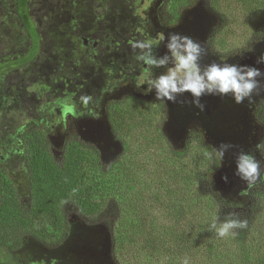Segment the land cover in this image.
I'll return each instance as SVG.
<instances>
[{
    "label": "rangeland",
    "instance_id": "rangeland-1",
    "mask_svg": "<svg viewBox=\"0 0 264 264\" xmlns=\"http://www.w3.org/2000/svg\"><path fill=\"white\" fill-rule=\"evenodd\" d=\"M173 4L174 0H29L31 27L40 34L33 30L29 37L14 13L15 0H0V167L9 171L23 202L30 198L29 178L26 163L17 160L15 152L33 121L41 122L37 127L45 132L56 159L63 158L70 139H79L97 150L106 168L123 151V138H118L109 120L111 102L143 110V128L149 126L151 132L144 138L142 128L132 129L138 136L130 137L131 151L124 157L130 164L123 170L127 173L112 169V181L118 185V196L125 199V209L105 205L94 219L81 216L69 205L70 230L63 243L49 248L33 239L24 240L21 249L5 251L2 264H182L185 257L190 264H218L229 253L236 257L233 264H245L236 252L238 247L264 228V205L251 202L264 183L260 149H264V4L252 8V0H217L214 6L212 0H190L182 9ZM173 33L194 41L201 37V67L215 62L258 68L257 89L239 104L231 93L204 94L199 97L201 109L190 92L177 94L175 101H161L155 88L147 90V82L137 86L148 77L138 59L141 50L133 45L163 34L164 40L154 46H162L164 54L170 55L166 45ZM82 37L96 39L98 44L85 45ZM35 39L40 40L35 59L5 70L14 59L18 57V63L31 52ZM165 70L153 67L152 77ZM44 82L51 86L44 89ZM69 90L75 94L70 96ZM61 105H70L62 118L58 115ZM131 114L136 117L131 112L126 118ZM159 125L174 148L188 152L190 164L199 162L203 146L213 149L212 153L222 144L230 146L212 174V186L230 202L225 218L235 214L252 220L247 222L251 227L235 230L239 239L218 237L208 230L212 216L206 219L199 213L174 224L176 229H186L191 240L187 249L173 239L168 203L171 189L179 188L178 194L182 190L170 176L177 166L172 165L174 155L167 154L158 137L156 145L151 139ZM143 152L148 153L147 159ZM241 152L260 161V175L253 183L236 174ZM193 185L197 191L208 189L206 182ZM196 221L203 227L193 224ZM212 243L215 250L209 254L205 246Z\"/></svg>",
    "mask_w": 264,
    "mask_h": 264
},
{
    "label": "trees",
    "instance_id": "trees-1",
    "mask_svg": "<svg viewBox=\"0 0 264 264\" xmlns=\"http://www.w3.org/2000/svg\"><path fill=\"white\" fill-rule=\"evenodd\" d=\"M189 1L174 0L173 6L182 9ZM212 1L214 6H217V0ZM252 1L255 4V6H251L252 8L258 7V4L260 6L264 4V0ZM18 4L17 10L20 11L21 7L22 12L19 15L25 24L29 37L32 35L33 30H35L37 36H40L38 30L31 27L29 0H18ZM262 17L261 19L264 22V16L262 15ZM32 44L31 52L26 54L20 62L18 61V66H24L35 59L37 47H40V40L35 39ZM12 64L7 67L10 68ZM48 83V85L45 82L42 83L44 89L51 86L50 82ZM74 94L75 92H73ZM52 105L51 107L54 108L55 106ZM143 105L142 103L139 104L140 107ZM131 112H135L136 120L132 114L129 119L126 118V115ZM108 114L115 134L118 138H123L121 139L123 151L115 163L108 168L102 164L96 149H92L79 140H70L64 148L63 158L58 160L52 154L43 130L33 127L24 132L23 145L15 152V156L17 160L26 163L25 171L29 178L30 198L27 202L21 200L9 171L0 167V264H2V256L5 251L21 249L24 240L33 239L35 242L49 248L63 243L66 234L70 230L69 205H73L76 212L81 216L94 219L98 217V212L105 205L114 204L116 210L126 208L123 203L125 199L123 198L122 201L117 194L118 185L112 181V169L117 167L122 172L125 168L126 171L128 170L127 167L130 164L124 161V157L127 152L131 151L130 139L134 135L138 136L137 133L131 132L132 129L139 130L142 128L143 131L140 135H143L144 138H148L151 132L149 126L143 128V122H145L143 110H136L134 106H127L121 102H111L108 107ZM131 121L133 123H129ZM154 128L151 139L155 145L156 137H158L161 147L164 145L167 154L175 157L172 165L177 166L173 172L171 171L170 176L172 175L175 178L182 191L178 194L179 188L173 191L171 189L172 196L168 203L171 210L169 212L173 215L170 222V233L182 248H186L187 244L191 243L186 235V229L185 232L184 229H176L174 224H179L178 220L183 218L196 216L197 213L200 214V217L206 219L212 216V220L219 217V220L223 221L226 219L225 211L228 209L230 202L223 192L212 186V174L217 170L216 164L219 163L216 151L212 153L213 149L209 148L207 150L209 146H203L202 154L198 156L199 162L190 164L192 158L188 156V152L184 149L174 148L170 138L163 133L161 125ZM128 134L130 136L127 140ZM201 140L204 142L203 138ZM260 149L264 152L263 148ZM142 155L147 159V152H143ZM126 171L123 173H127ZM196 182L200 185L206 182L208 189L194 190L192 184ZM115 187L116 189H114ZM73 188H78V192L73 193ZM250 190L248 189V191ZM258 191V195L253 194L254 199L251 201L253 206L261 203L264 205V183ZM196 203H199V205H196ZM246 220L247 222L252 221L250 219ZM193 224L200 227L204 225L197 221ZM247 227H251L249 223H247ZM256 232L257 236L255 235L251 241L245 242L236 251L238 256L242 255L244 257L245 264H264V228ZM227 237H230V240L239 239L238 235ZM205 249L211 254L215 250V245L213 243L212 245L209 244L205 246ZM235 259L236 257L229 253L227 260L218 264H233Z\"/></svg>",
    "mask_w": 264,
    "mask_h": 264
},
{
    "label": "clouds",
    "instance_id": "clouds-1",
    "mask_svg": "<svg viewBox=\"0 0 264 264\" xmlns=\"http://www.w3.org/2000/svg\"><path fill=\"white\" fill-rule=\"evenodd\" d=\"M162 40H164L163 34L133 45L134 48L141 50L138 59L146 65L145 74L148 77L142 79L137 86L147 82V90L151 91L155 88L158 100L163 101L166 98L175 101L177 94L187 91L195 98L194 103L203 109L199 97L204 94L231 93L234 101L239 104L257 89L259 81L256 78L261 75L258 68L215 62L201 67L199 60L204 52L201 44L179 33L169 36L166 47L170 55L166 53L157 58L153 53V46ZM261 59L264 60V57ZM169 63L172 66H168ZM161 66L166 70L153 78V67ZM229 147L227 144H222L219 149H215L219 161L217 166L221 165L225 151ZM260 167V161L251 154L241 152L236 158V174L247 183H253L259 177ZM224 179L227 180V177ZM72 192H78V188H73ZM245 228H247V220L240 219L235 214H230L223 221L216 217L208 225V230L215 232L220 238L235 236L237 234L235 230ZM182 264H190L189 258L185 257Z\"/></svg>",
    "mask_w": 264,
    "mask_h": 264
},
{
    "label": "flooded vegetation",
    "instance_id": "flooded-vegetation-1",
    "mask_svg": "<svg viewBox=\"0 0 264 264\" xmlns=\"http://www.w3.org/2000/svg\"><path fill=\"white\" fill-rule=\"evenodd\" d=\"M14 10H15V15L17 16V17H19V22L22 24V26H24V24H23V22H22V18H21V16L19 15V11L17 10V6H16V0H15V8H14ZM39 33V32H38ZM196 38H197V40L195 41V42H198V43H200L201 44V46L203 47L204 46V42H202L201 41V37L200 36H196ZM83 39H86V44L85 45H91L92 47H95L97 44H98V41L96 40V39H91V38H89V37H82L81 38V40H82V42H84L83 41ZM153 53H154V55L155 56H157V55H159V57H162V56H164L165 54H164V51H163V47L162 46H153ZM202 55H204V54H202ZM202 55H201V57H202ZM159 57H157V58H159ZM17 61L18 60V57L16 58V59H14V61ZM202 60H204V58L202 57ZM15 63L16 62H13V64L10 66V67H13V66H15ZM16 65H18V63H16ZM144 65V69H145V67H146V65L145 64H143ZM8 68V67H7ZM6 73V72H5ZM65 78H67V77H65ZM65 85L68 87L69 85H70V82H65ZM69 93H70V96H73V93L71 92V90H69L68 91ZM2 96V95H1ZM60 100H58V102H59ZM2 104L0 103V110H1V108H2ZM62 106V108L58 111V115L59 116H61V118L63 117V112H65L66 110H69L70 108V105H67L66 107L64 106V105H61ZM51 110V112H52V114H54L55 115V112H54V110H53V108L52 109H50ZM69 112V111H68ZM56 121V120H55ZM34 122V124H33V127H37V125L38 124H40L41 122L40 121H37V120H35V121H33ZM53 122V121H52ZM38 128V127H37ZM29 130V129H28ZM70 140H79V139H70ZM69 140V141H70ZM68 141V142H69ZM79 141H81V140H79ZM67 142V143H68ZM82 142V141H81ZM66 143V144H67ZM66 146V145H65ZM52 152V151H51ZM53 154V153H52Z\"/></svg>",
    "mask_w": 264,
    "mask_h": 264
},
{
    "label": "water",
    "instance_id": "water-1",
    "mask_svg": "<svg viewBox=\"0 0 264 264\" xmlns=\"http://www.w3.org/2000/svg\"><path fill=\"white\" fill-rule=\"evenodd\" d=\"M83 41H84L83 44H86V39H83Z\"/></svg>",
    "mask_w": 264,
    "mask_h": 264
}]
</instances>
